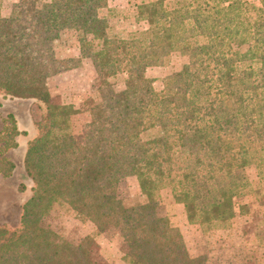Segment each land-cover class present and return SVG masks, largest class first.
<instances>
[{"label":"trees","instance_id":"obj_1","mask_svg":"<svg viewBox=\"0 0 264 264\" xmlns=\"http://www.w3.org/2000/svg\"><path fill=\"white\" fill-rule=\"evenodd\" d=\"M2 1L0 93L41 102L46 114L23 160L33 188L21 228H0V264H96L89 239L72 244L43 226L57 207L100 233L118 229L126 264H208L162 213V193L205 235L252 215L236 200L252 195L247 169L257 183L264 176V0H141L135 21L147 27L127 37L101 16L106 0H18L7 17ZM66 32L77 35L78 57L55 52ZM173 55L182 68L159 93L146 72ZM84 61L106 79L79 143L78 111L54 104L47 83ZM119 75L122 87L108 80ZM128 177L140 203L113 192Z\"/></svg>","mask_w":264,"mask_h":264},{"label":"rangeland","instance_id":"obj_2","mask_svg":"<svg viewBox=\"0 0 264 264\" xmlns=\"http://www.w3.org/2000/svg\"><path fill=\"white\" fill-rule=\"evenodd\" d=\"M17 1L3 0L1 14L7 17ZM40 1L48 2L49 0ZM248 1L259 7L262 0ZM140 2L141 0L111 1L112 7L101 10V16L110 20L115 34L119 37H127L147 27L146 23L135 21L136 6ZM77 44L76 34L63 33L54 44L55 52L60 58H71ZM246 49L243 47L241 51ZM181 68L180 57L173 55L168 63L149 68L146 76L153 80L154 89L161 93L166 76L179 72ZM80 76L85 80H75L73 86L63 92L54 82H48L54 104L73 105L78 113H82L71 119L73 132L79 143L90 127L89 110L96 102L97 89L106 79L105 75H97L93 70H82ZM124 79L125 75H119L108 80L117 87H122ZM87 80L90 83H87ZM3 96L0 93V228L15 232L21 228L22 206L31 196L33 188L23 168V159L28 148L26 145L30 143L34 135L37 136V124L43 120L46 113L45 106L41 102L14 101L13 99L9 102ZM11 112L14 114L12 115ZM9 116L13 118L15 116L14 120H11ZM14 143L17 146L12 148ZM246 175L253 183L252 195L241 197L236 200V203L251 205L252 215L236 219L228 228L208 233V235L203 234L198 225L189 224L188 221L186 223L183 206L179 207V204L172 200L171 195L163 191L161 211L179 230L183 221L184 227L182 226L180 232L190 256H206L208 264H264V176L261 171L262 182L257 183V172L254 167L247 169ZM20 185L25 188L23 192L19 191ZM113 192L127 205L143 201L135 177L123 179ZM244 220H247L246 223ZM43 226L53 230L72 244L89 239L96 264H126L119 231L113 226L107 227L106 231L100 233L93 224L80 221L73 213L58 207L50 217L45 219Z\"/></svg>","mask_w":264,"mask_h":264},{"label":"crops","instance_id":"obj_3","mask_svg":"<svg viewBox=\"0 0 264 264\" xmlns=\"http://www.w3.org/2000/svg\"><path fill=\"white\" fill-rule=\"evenodd\" d=\"M107 1V7L105 8V9H107V8H110V7H112L111 6V4H110V2L111 1H118V0H106ZM78 45V44H77ZM79 56V47L78 46H76V50H75V52L71 55V57H78ZM82 70H87V71H94L95 72V70H94V68H93V66H92V64L89 62V61H84L83 62V64H82V66L81 67H79V68H77V69H74V70H71V71H67V72H64V73H61V74H59V75H56V76H53V77H51L50 79H48V82L50 83V82H54L56 85H58L59 86V90L60 91H65V90H67L68 88H70L71 86H73V84L75 83V80H77V81H81V80H85V78L84 77H81L80 75H81V73H82ZM88 81V80H87ZM87 83H90V81H88ZM48 84V83H47ZM50 91V90H49ZM3 98L5 99V97L3 96ZM14 101H23V100H18V99H13ZM7 101H9V102H11V99H9V98H7ZM29 101H36V100H29ZM75 108V107H74ZM76 110H77V108H75ZM78 111V110H77ZM12 113V115L14 114L13 112H11ZM82 113H77L75 116H80ZM75 116H73V117H75ZM73 117H72V119H73ZM14 118H15V116H14ZM17 123V122H16ZM18 129V128H17ZM38 134H39V131H37V136H38ZM36 135H34L33 136V138L30 140V142L31 141H33L36 137H37ZM28 144H29V142H28ZM26 146H28V145H26ZM27 151V150H26ZM25 154H26V152H25ZM24 157H25V155H24ZM24 160V159H23ZM179 207H180V205H179ZM184 218V217H183ZM181 221H182V216H181ZM172 221V220H171ZM186 223H187V218H186ZM182 226L184 227V223H183V221L181 222V229H182ZM180 229V230H181Z\"/></svg>","mask_w":264,"mask_h":264}]
</instances>
